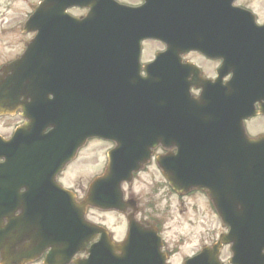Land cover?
Returning <instances> with one entry per match:
<instances>
[{
	"label": "flooded vegetation",
	"instance_id": "1",
	"mask_svg": "<svg viewBox=\"0 0 264 264\" xmlns=\"http://www.w3.org/2000/svg\"><path fill=\"white\" fill-rule=\"evenodd\" d=\"M119 1L125 7L142 8L144 13L153 15L140 21L139 30L158 27L163 28L165 32L164 39L154 37L142 41L140 65L133 68L137 70L140 79L132 81V84L150 90L166 74L170 101L173 103L170 109L173 111L176 109L175 89L179 94L178 102L182 95H188L191 98L201 97L206 104L212 102L213 98L222 96L224 91L229 92L230 89L238 94L247 92L249 97L245 101L250 104L256 115L242 122L244 133L248 137L264 135V0H166L167 5L162 7H156L154 4L156 0ZM13 35V27L2 26L0 29V36L11 40V47ZM24 35L29 39L34 34ZM164 51L167 52V57H158V54ZM15 57L12 51H8V46L6 49L2 48L0 68ZM102 61L110 67L111 64L121 65L129 62L128 59L121 57ZM251 65L256 69H252ZM57 71L56 101L55 105L50 104L48 109L55 110L58 123L64 126L67 132L68 128L72 132L73 127L76 126V129L78 127L79 79L88 77V68L80 67L77 58L71 65L62 64ZM143 78L148 79L144 82ZM108 86L112 88L116 83ZM117 93L116 90H110L108 98L98 100L99 105L102 102L107 105L109 114L106 118L119 119L106 124L110 128L120 130L111 134H119L124 140L132 142L131 147L123 148L121 154L123 157H144V160L138 163L139 170L132 172L130 180L122 182L120 186L121 209L101 208L85 203L91 182L99 176L105 177L109 174L108 152L116 147V143L93 138L75 152L74 135L59 147L64 153L61 158L67 155H72L73 158L62 166L54 178V182L74 196L75 202L68 203L71 209L65 213L59 210L46 212L41 209L46 207L44 202H13L9 219H4L3 223L10 225L9 231L17 234L6 242V250L0 249V264H75L76 261L88 258L92 245L101 240L106 242L110 252L108 254L100 252L97 256H120L122 253L119 247L126 241L130 221L157 229L162 234L166 223L173 217L170 210L174 196H180L164 177L167 173L170 177L174 174V160L171 157L176 153L175 117L174 115L170 117L172 120L168 123L157 121L146 124L145 128L155 129L147 132L153 135L152 138H128L133 132H128L127 128H136L138 125L127 123L123 116L118 115L124 107V100L118 97ZM51 97L52 95L49 98ZM31 102L30 95L22 96L18 106L14 105V100L9 101L10 114L0 117L9 119L8 131H0L6 139L12 140L17 129L30 123L29 118L23 117L21 107ZM178 108H184V118L187 121L198 118L200 115L196 114L197 111H211L214 107L204 105ZM166 127L167 131L162 130ZM52 130V125L44 127L43 130L39 125L34 130V136L47 135ZM92 142L101 147L99 168L86 183H83L76 177L77 174L75 176V172H79L75 167L80 159L85 163L89 156L84 158L82 153ZM48 149L53 147L50 146ZM16 150L21 151L20 144ZM2 161L0 159V162ZM90 162L91 159L88 160V163ZM19 164L20 167L25 165L24 162ZM36 181L42 183V186H22L19 192H26L30 188L36 191L48 188L45 178L40 177ZM106 188H109V185H106ZM55 190L57 187H54ZM200 194L199 190L190 189L183 192L181 197ZM204 204L210 211L214 209L210 201L206 200ZM30 206L38 208L31 209ZM196 207L198 205L194 204L193 208ZM63 215L70 216L73 223L65 221L66 225L63 227ZM80 217L86 226L93 228L82 237L77 234L76 221ZM18 221L21 223L16 224ZM57 238L85 240L87 243L72 253L75 246L65 242L62 245L65 250L58 251L57 248L61 244L57 243ZM162 240V250L168 258L167 263L173 264V249H170L163 235ZM208 243L210 241L203 245ZM69 254L70 260L66 258ZM182 262L183 259L181 264Z\"/></svg>",
	"mask_w": 264,
	"mask_h": 264
},
{
	"label": "water",
	"instance_id": "2",
	"mask_svg": "<svg viewBox=\"0 0 264 264\" xmlns=\"http://www.w3.org/2000/svg\"><path fill=\"white\" fill-rule=\"evenodd\" d=\"M46 1H47L46 4H44L42 7L37 8V11L34 13L32 18L26 24L27 28L32 27V26H35V27L37 26L39 28L41 26V18H40L41 10L51 5V2H54L55 0H46ZM73 1L74 0H62V6H61L62 16L60 18L58 16V18L55 19L57 23H53L50 19H48L47 23H45V26L48 28H51L53 27L54 24H58V26L75 25V26L83 27L82 22L77 23L74 20L68 19L64 15L65 9L68 6H71L70 4H72ZM87 2H90V0H88ZM90 6L92 7L93 4H90ZM55 9L57 10V8ZM100 14L103 15L102 12ZM101 18L102 16H93L91 18V21H94V27H95L94 37L84 42H81L85 50L87 48H91L93 50L95 49L94 54H93L94 58L102 57L99 51H102V49L104 48L106 44L105 38L102 36L105 33L104 30L100 31L99 29H97V28H102V26L97 27L99 25V20ZM87 19H90V18H87ZM45 32L47 36L52 35V33L57 34V35H60V34L71 35L72 33H74V31L65 30L62 32H58V31H52L51 29ZM41 33H42V29H40V35ZM38 38H39V34L37 35V38H35V40L29 45L27 51L22 57L23 59L16 61L14 67H11V70H13V74L15 76H18L23 73L25 74L29 73L30 75H38V77L36 78L27 79L26 83L27 85H29L31 82L38 90H40L39 92H44L46 88H44L43 83L45 81L50 82V80L48 79V77H44L43 73H47V75L53 74L54 70H51V68L53 69L55 67L50 66L49 64H47V62H42L40 57H43V56L41 54L32 64L26 65L27 62H24L29 58V56H31V52L33 51V49L38 46V43H39V40H37ZM7 73L8 72H6L3 76L0 77V90H1L0 94L3 93L2 90L6 91L7 93V82H6ZM52 76H54V74ZM22 81L23 80L21 78H16V85L21 83ZM54 81L55 79L51 80V82H54ZM15 90L17 92L18 88H15ZM81 137L82 135H80V138ZM7 145L8 144L2 143L0 140V157L5 156L8 159L10 155L7 151L8 150ZM253 147H256V145L255 144L249 145L248 150H251ZM226 148L229 149V146H226ZM26 164L27 163H25L24 166H26ZM4 176H5L4 171L0 170V203H7L8 201H10V197H14L16 199L15 201L21 200L22 197H18V194H14V192L11 194V193L3 191L4 188L9 186V183L7 181L2 180ZM205 186L210 190L211 197L214 199V201H216L215 204L217 205V207L221 210V212L226 214V219L228 221L230 220L231 231L226 237H224V241L226 242L235 241L237 248H238V256L242 259V261L244 260L243 258H246V257L248 258V262L246 264H264L263 262L264 256H261L260 254V250L263 245L261 246L259 245L260 242L264 241V231H263L264 229H262L261 231V223H262L261 221L264 220L263 219L264 217V186L260 184L259 181H257L256 182L257 189L251 192V195L253 197V203L255 204L252 216L248 217L252 219L254 222L253 224L254 228L251 229V232L249 231V226L247 225H244L242 227V231L236 232L237 223H236L235 215H237V212L234 209L232 211L228 210L229 204H227V201L228 199H230V195L228 196V192L225 191L224 189L218 188L217 183L215 181H214V184L211 185L208 183ZM205 186H203V188H206ZM245 200L248 201L247 198ZM239 214L241 215V211H239ZM243 221L246 222L248 221V219H243ZM241 225L242 224H239V227ZM243 230H244V233H243ZM5 232H0V234L5 233ZM133 234H138L134 226H132L131 228V235ZM239 234L240 235L243 234L244 236L242 235V237H240ZM128 242H134L133 239L131 240V236L129 237ZM245 248H246V252H245ZM126 260H127V263H126ZM134 260H140V255L129 253V254H126L124 258H122L119 262L115 264H140V263H135ZM143 264H148V263L144 262ZM160 264H163V263H160ZM185 264H220L217 258V247H214L213 249L212 248L205 249L201 254L195 256L194 258L189 259Z\"/></svg>",
	"mask_w": 264,
	"mask_h": 264
},
{
	"label": "rangeland",
	"instance_id": "3",
	"mask_svg": "<svg viewBox=\"0 0 264 264\" xmlns=\"http://www.w3.org/2000/svg\"><path fill=\"white\" fill-rule=\"evenodd\" d=\"M36 2L37 0H0V29L2 26L11 24V26H15L14 28L16 30L13 35L12 47L10 45V39L0 36V53L2 48L6 49L7 46L8 51H12L14 55L21 51L28 37L21 34L19 26H21ZM74 12L79 13V11ZM7 124H9V119H0V130L7 132ZM100 148L99 145L92 144L88 149L83 151L82 157H89L85 160V163L81 162L82 159L77 162L75 170L78 168L82 174L80 175L79 172H75V176L77 174L76 177L80 178L79 181L82 180V182H85L99 168L101 158V155H99ZM89 159H91L90 163H88ZM172 204H174V214L166 223L165 237L171 248H174L172 245H176L180 240L183 241L180 247L181 250L176 253L172 260L173 264H181L183 257L198 251L201 242L205 238H211L214 228L220 231V226L213 212L206 207V204L203 205L202 201L198 198L183 200V205L179 204L176 199H173ZM193 204H198L201 207L199 209H192ZM229 257V250L226 249L222 254V258L228 262Z\"/></svg>",
	"mask_w": 264,
	"mask_h": 264
},
{
	"label": "bare ground",
	"instance_id": "4",
	"mask_svg": "<svg viewBox=\"0 0 264 264\" xmlns=\"http://www.w3.org/2000/svg\"><path fill=\"white\" fill-rule=\"evenodd\" d=\"M95 30V27H94ZM117 31V25L112 24L107 28V31L102 35L106 40L107 44H105L104 48L102 49L101 53L103 56L110 55L111 57H114L116 55V50L121 49L125 50L126 42L121 41L119 38H115L113 35L114 32ZM134 37V35H132ZM113 65V64H111ZM125 66L127 68L132 67V64L126 63ZM252 69H256L253 65H251ZM245 78L247 75H243ZM263 85H264V80H263ZM36 87L34 88V92L36 93L37 99L39 102H43V95L44 92H39ZM153 91V89H152ZM175 93L178 96V90L175 89ZM248 93H242L238 94V92L234 91L233 89H230L227 95V104H226V112L229 113L231 111V108L234 106H237L238 108H241L242 104L245 102V100L248 98ZM100 99H105L103 96H100ZM81 103L86 106L87 111L84 113V116L86 118L89 117H94L97 114L95 113L96 107H97V100L96 103H93L89 100H83ZM102 104H104L102 102ZM226 113V114H227ZM197 115H200L199 117L203 118L204 122L209 129V134L213 136L214 138V143H219L220 145H226L228 143H231L229 146L230 154L228 155L229 157L233 158V163L227 168L229 171L233 173H242L245 174L244 176L252 177L255 180L259 181L260 184L264 186V155H261V153L257 150H247L244 146H242L239 142V140L231 133L234 131H230V128L234 126V121L232 118L227 117L226 114L220 115L219 112H206V111H197ZM207 114V115H206ZM208 114L212 116H208ZM172 117V116H170ZM165 119L164 121H171V118ZM195 126H191V128H194ZM197 132V129H195ZM235 133L240 137V139H244L243 135L239 132ZM199 132H197V135ZM249 140L247 141L248 144H252L253 140L251 137H248ZM51 149H46L44 150V154L49 153ZM233 154H237V157H233ZM183 162L188 163L191 159V155H185L183 156ZM40 163V164H39ZM225 164L223 159L221 162V165ZM44 167V160L41 158H38V165L36 168L41 169ZM221 182V181H219ZM222 183V182H221ZM223 185L225 190L230 191V192H235L236 187L238 186V183L235 182L234 180L230 181H223ZM246 198L253 202V197L250 193L246 194ZM254 222H248L247 225L250 227V229L254 228L253 227ZM249 231L251 232V230ZM264 229V222L261 223V231ZM264 231V230H263Z\"/></svg>",
	"mask_w": 264,
	"mask_h": 264
}]
</instances>
